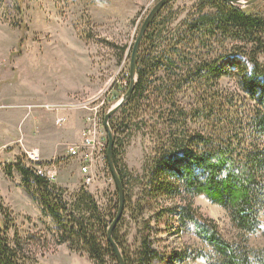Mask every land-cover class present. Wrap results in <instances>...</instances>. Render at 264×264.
I'll use <instances>...</instances> for the list:
<instances>
[{
  "label": "rangeland",
  "instance_id": "1",
  "mask_svg": "<svg viewBox=\"0 0 264 264\" xmlns=\"http://www.w3.org/2000/svg\"><path fill=\"white\" fill-rule=\"evenodd\" d=\"M158 1L0 0V205L10 212L12 221H5L11 227L7 235L11 242L20 241L25 264H95L87 254L57 243L61 227L31 198L16 164L31 166L27 152L39 149L42 165L57 174L52 185L63 188L70 209L83 187L103 210L112 211V217L117 214L120 201L108 165L104 116L130 85L131 47ZM201 1L172 0L162 9L171 22L162 34L160 49L176 41L185 24L196 17ZM251 6L263 12L264 0L244 8ZM192 44L183 49L193 56L191 67L203 61L213 71L222 64L228 67L227 75L210 84L231 96L240 114H248L256 105L240 90L241 71L252 68L244 54L248 45L233 40H209L203 48L196 41ZM258 59L264 66V52ZM180 66L185 70V64ZM199 89L183 88L176 98L179 105L190 109L195 98L204 96ZM205 99L204 105L211 101ZM62 117L64 121L58 123ZM86 125L102 143L88 150L92 154L86 165L92 178L89 183L82 172L85 154L82 151L77 157L69 151L82 142ZM152 144L138 132L119 156L132 175L124 185V211L117 224L131 264H139L144 239L156 254L151 264H209L206 256L211 248L184 229L175 212L185 203L183 196L166 199L146 192L145 167ZM191 201L196 216L214 221L225 239L240 238L223 207L204 195ZM3 219L1 211L0 225ZM260 219L259 230L249 235L251 249L264 247V210ZM175 253L178 259L172 257ZM105 264L118 262L107 258Z\"/></svg>",
  "mask_w": 264,
  "mask_h": 264
},
{
  "label": "trees",
  "instance_id": "2",
  "mask_svg": "<svg viewBox=\"0 0 264 264\" xmlns=\"http://www.w3.org/2000/svg\"><path fill=\"white\" fill-rule=\"evenodd\" d=\"M163 10L142 39L134 91L109 120L114 136V164L123 189L132 175L119 162V156L131 138L142 132L153 143L145 167L146 192L166 199L183 196L185 203L175 212L181 226L211 248V254L206 256L209 264H264V247L251 249L248 245L249 235L260 228V213L264 210V66L258 59L264 52V11L225 0H202L196 17L185 24L173 45L160 49L162 34L171 22ZM209 40L248 45L244 54L252 68L241 71L240 88L256 104L248 114H240L234 99L210 84L227 75L228 67L222 64L213 71L206 61L191 67L193 56L183 49L193 46V41L203 48ZM188 86H199L204 94L194 99L190 109L179 105L176 99ZM205 98L211 99L206 105ZM16 168L31 198L61 227L59 245L68 244L72 251L87 254L95 264H105L107 258L117 260L108 240V229L116 217H112V211L103 210L83 187L70 209L63 188L52 185L21 162ZM6 171L11 176V170ZM201 195L228 212L241 234L237 241L225 239L211 219L196 216L191 200ZM2 208L0 205L4 214L0 225V264H25L20 241L11 242L7 235L11 227L5 221H12L10 212ZM113 238L126 264H131L117 226ZM179 256L172 254L175 259ZM155 257L144 239L138 263L151 264Z\"/></svg>",
  "mask_w": 264,
  "mask_h": 264
},
{
  "label": "water",
  "instance_id": "3",
  "mask_svg": "<svg viewBox=\"0 0 264 264\" xmlns=\"http://www.w3.org/2000/svg\"><path fill=\"white\" fill-rule=\"evenodd\" d=\"M170 1L172 0H159L154 5V7L150 10L146 18L144 19L140 27L139 33L137 35V38L134 42L133 48H132L131 59H130V85L128 87V90L123 95L121 100L117 102V104H115L104 116V127L107 133V140H108V147H107L108 165L112 173L113 179L115 181L116 188L119 193V201H120L118 213L108 229V240L114 249V253L116 255L118 264H126L123 258V255L121 253L122 251L120 250L119 246L117 245L116 241L113 238V231L116 228L120 217H122V210H123V203H124V189H123L122 182L120 180V177L118 175V172L114 164V157H113L114 136H113V132L110 129L109 120L111 116L114 115L122 107V105L131 97L134 91V88H135V84L137 82L136 63H137V55H138V51H139L142 39L144 35L146 34L151 22L158 15L160 10ZM225 1L231 4H234L236 6L246 7V6H250L258 2L259 0H247V1L246 0H225Z\"/></svg>",
  "mask_w": 264,
  "mask_h": 264
},
{
  "label": "built area",
  "instance_id": "4",
  "mask_svg": "<svg viewBox=\"0 0 264 264\" xmlns=\"http://www.w3.org/2000/svg\"><path fill=\"white\" fill-rule=\"evenodd\" d=\"M64 121V118L62 117L60 120H58V123H62ZM97 133L95 130L87 126L83 130V138L82 142L78 145H73L69 148V151L72 156L79 157L80 152L83 151L85 156H81V161L84 164L82 166V172L87 176L86 182H91L92 178L88 175L89 169L86 165H89L90 161L92 160V154L88 152V150H94L96 148V144L100 145L102 147V143L100 141H97L96 139ZM42 157L40 154L39 149H32L27 152V161L31 164L29 166L32 168L38 175L46 176L49 180L54 181L57 179V174L55 171H50L46 173V168L41 163Z\"/></svg>",
  "mask_w": 264,
  "mask_h": 264
},
{
  "label": "bare ground",
  "instance_id": "5",
  "mask_svg": "<svg viewBox=\"0 0 264 264\" xmlns=\"http://www.w3.org/2000/svg\"><path fill=\"white\" fill-rule=\"evenodd\" d=\"M170 2H171V1H170ZM170 2H169V3H170ZM167 4H168V3H167ZM167 4H166V5H167ZM166 5H165V6H166ZM165 6H164V7H165ZM164 7H163V8H164ZM163 8H162V9H163ZM162 9H161V10H162ZM161 10H160V11H161ZM126 92H127V91H126ZM110 129H111V131H113L111 127H110ZM107 147H108V145H107ZM113 157H114V154H113ZM44 167L46 168V171H45L46 173H48V172H50V171H54L53 169H51V168H49V167H46L45 164H44ZM40 176H41V175H40ZM42 177H45L50 183L56 181V180L51 181V180H49L46 176H42ZM123 211H124V203H123L122 214H123ZM117 213H118V212H117ZM116 215H117V214H116ZM120 219H121V217H120ZM120 219H119V221H120ZM119 221H118V223H119ZM121 253H122V255H123V252H121Z\"/></svg>",
  "mask_w": 264,
  "mask_h": 264
}]
</instances>
